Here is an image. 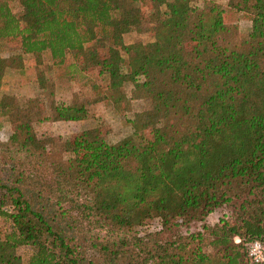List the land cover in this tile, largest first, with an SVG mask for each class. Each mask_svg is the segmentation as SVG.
Wrapping results in <instances>:
<instances>
[{
	"label": "trees",
	"instance_id": "16d2710c",
	"mask_svg": "<svg viewBox=\"0 0 264 264\" xmlns=\"http://www.w3.org/2000/svg\"><path fill=\"white\" fill-rule=\"evenodd\" d=\"M224 12L212 0H0V81L46 52L89 82L91 102L128 110V81L145 105L121 140L85 128L62 142L64 158L33 123L83 119L84 105L0 99L16 125L0 141V264H253L247 244L264 240V0H226ZM127 29L150 40L125 44ZM92 69L104 85L83 74ZM221 206L228 216L206 222ZM151 210L171 219L138 232L135 212Z\"/></svg>",
	"mask_w": 264,
	"mask_h": 264
},
{
	"label": "rangeland",
	"instance_id": "374dc122",
	"mask_svg": "<svg viewBox=\"0 0 264 264\" xmlns=\"http://www.w3.org/2000/svg\"><path fill=\"white\" fill-rule=\"evenodd\" d=\"M198 3L199 0H192ZM217 4L221 14L224 16V8L226 0H212ZM12 11L18 15L19 7L16 3L10 4ZM235 18L233 17L232 20ZM238 31L244 34L249 28V22L245 18H238ZM150 40V36L146 32H135L127 29L122 32V41L125 44L132 42H146ZM231 43L227 40H217L219 47H226ZM8 45L4 39L0 40V55L6 57L8 55ZM125 62L122 65V70L126 67V55H122ZM65 67H54L51 65L46 52L41 53L39 61L31 55H23L20 67H6L0 81V99L10 95L20 102L26 97L42 96L52 99L57 105H65L77 103L84 105L87 109L85 118L75 121H40L33 123V128L37 136L50 137L52 142L48 145L51 150L62 151V156L67 158L70 153L62 150V142L72 140L80 134V131L92 126H100L104 133V139L108 143H115L128 135L132 128L129 124V119L134 115H138L145 107L144 100L136 98L133 89V83H123L121 89L128 98V110L121 111L118 104L104 105L101 102H91L94 98V93L89 82H84L85 79L80 76H75L73 79L65 73ZM92 80L95 84L104 85L105 80L97 69H92L83 73ZM43 78L42 82L38 81V77ZM1 130L0 141H4L11 130L16 129V125H9L6 121V116L0 114ZM144 213L143 217H140ZM210 214V213H209ZM208 214V215H209ZM229 207L221 206L212 211L209 217L205 218L208 223H214L220 217L228 216ZM207 215V216H208ZM140 217V218H139ZM163 217L159 212L151 210L147 216L145 212H135L134 218L137 223L138 232L142 233L146 230H152L159 226V220ZM199 226V222H192L187 228L177 225L179 231L195 230ZM8 229L7 220L0 217V231L3 234ZM169 234L164 232L161 237H167ZM26 247H17L16 253L25 257Z\"/></svg>",
	"mask_w": 264,
	"mask_h": 264
},
{
	"label": "built area",
	"instance_id": "2783aa9c",
	"mask_svg": "<svg viewBox=\"0 0 264 264\" xmlns=\"http://www.w3.org/2000/svg\"><path fill=\"white\" fill-rule=\"evenodd\" d=\"M246 255L253 264H264V240L253 239L248 242Z\"/></svg>",
	"mask_w": 264,
	"mask_h": 264
},
{
	"label": "crops",
	"instance_id": "0c3cea01",
	"mask_svg": "<svg viewBox=\"0 0 264 264\" xmlns=\"http://www.w3.org/2000/svg\"><path fill=\"white\" fill-rule=\"evenodd\" d=\"M210 214H212V212H211ZM210 214H209V215H210ZM209 215L207 216V218L209 217Z\"/></svg>",
	"mask_w": 264,
	"mask_h": 264
}]
</instances>
